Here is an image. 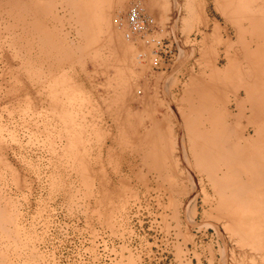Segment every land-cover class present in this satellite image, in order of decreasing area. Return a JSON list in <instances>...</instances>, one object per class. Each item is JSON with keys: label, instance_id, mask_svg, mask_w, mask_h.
<instances>
[{"label": "rangeland", "instance_id": "rangeland-1", "mask_svg": "<svg viewBox=\"0 0 264 264\" xmlns=\"http://www.w3.org/2000/svg\"><path fill=\"white\" fill-rule=\"evenodd\" d=\"M136 6L156 19L146 38ZM226 17L264 94V0H0V264H264V103L246 120L221 73L236 31ZM190 98L201 128L227 119L233 165L217 151L201 164L184 146ZM154 139L169 145L153 158L142 148ZM231 178L251 182L252 207L224 204Z\"/></svg>", "mask_w": 264, "mask_h": 264}, {"label": "bare ground", "instance_id": "bare-ground-1", "mask_svg": "<svg viewBox=\"0 0 264 264\" xmlns=\"http://www.w3.org/2000/svg\"><path fill=\"white\" fill-rule=\"evenodd\" d=\"M73 1V0H72ZM226 1V0H225ZM228 2H230V1H228ZM228 2H226V3H228ZM254 4V3H253ZM231 5V4H230ZM230 5H228V6H230ZM228 6H226V7H228ZM141 9H143V10H141ZM136 6V7H133V9L130 11V13H129V19H130V22H131V25H132V27H133V29H134V31H135V33H136V35H138L140 38H146V35H147V33H148V31H149V29H150V27L152 26L153 27V24H154V21H156V19L154 18V16H153V18L146 12V10L143 8V7H141V6ZM72 8V7H71ZM231 8V7H230ZM234 8H235V6H234ZM71 11V10H70ZM238 13V12H237ZM233 14V13H232ZM226 15V14H225ZM231 15V14H230ZM78 17V16H77ZM232 18V17H231ZM242 19V18H241ZM255 19V18H254ZM80 20V19H79ZM226 20L228 21L229 19H228V17H226ZM237 20V19H236ZM240 20V19H239ZM230 21V23H231V25H233V27H235L236 28V31H235V34H234V37L233 36H231L230 35V39H227V40H225V42H224V46L225 47H229V53H226L225 55H219V53H218V58H217V63L219 62L220 63V61H222V60H225V62H226V65H225V68H223L222 70H221V73H222V75L223 76H226V75H229L231 78H233V81H234V84H235V86H236V89L238 90V91H241L240 92V95H242V97H243V99H244V101H245V104H246V113L244 114V116H245V118H246V120H248V119H250V118H252L254 115H255V112H256V110H257V107L258 106H263V104H260L259 102H263L264 103V94H262V93H257L255 90H258L261 86H262V83H263V80H262V75H260V72H259V70H260V68L261 67H259L258 65V63L259 62H257L256 63V58H255V56L254 55H252L251 56V54H250V52H249V49L247 48V43L246 42H244L243 40H242V32L244 33V31H240L241 29H238L237 28V26H236V21H234V20H232V19H230L229 20ZM228 21V22H229ZM80 22H82V21H80ZM255 22V21H254ZM84 23V22H83ZM80 24V23H79ZM81 25V24H80ZM83 25H85V24H83ZM117 26H118V23H117ZM121 26V25H120ZM217 26V25H216ZM120 28V27H119ZM215 27H213V29H214ZM152 29V28H151ZM222 30V29H221ZM225 30V29H224ZM243 30V29H242ZM226 31V30H225ZM253 32V31H252ZM222 34V33H221ZM148 37V36H147ZM209 37V36H208ZM213 38V37H212ZM125 39L126 40H128L129 41V38L125 35ZM220 39V38H219ZM219 39H218V42H219ZM156 40V39H155ZM223 41V40H222ZM221 42V41H220ZM219 42V43H220ZM261 42V41H260ZM246 43V44H245ZM157 44V43H156ZM211 44V43H210ZM158 45V44H157ZM212 45V44H211ZM160 46V47H159ZM259 46H261V45H259ZM211 47V46H210ZM262 47V46H261ZM170 48L168 47V46H162V45H158L157 47H155L154 48V51H153V54L154 55H160L162 52H165L166 54H168V52L170 51L169 50ZM210 49H212V48H210ZM214 49V48H213ZM217 49V48H216ZM220 49V48H219ZM219 49H218V51H219ZM240 49H242L243 50V52L242 53H240ZM169 50V51H168ZM222 50V49H221ZM206 51V50H205ZM212 51V50H211ZM264 51V50H263ZM209 52V51H208ZM225 52V51H224ZM164 55V54H163ZM141 57H142V55H141ZM205 59V58H204ZM211 59V58H210ZM201 61H202V59H201ZM206 61V60H205ZM204 62V61H203ZM198 63H199V61H198ZM243 63H246L248 66H249V68H247V70H245L244 72H242L243 71V68H244V66L242 65ZM261 63H263V62H261ZM258 64V65H257ZM204 65V64H203ZM213 65V64H212ZM208 66V65H207ZM263 66V65H262ZM192 69H193V67H192ZM209 69V68H208ZM215 69V68H214ZM245 69V68H244ZM199 70H200V68H199ZM203 71V70H202ZM201 71V72H202ZM191 72V71H190ZM206 72V71H205ZM203 74V73H202ZM215 74V73H214ZM253 74H255V80L254 79H252L253 78ZM204 76V75H203ZM213 76V75H212ZM197 78V77H196ZM220 78V77H219ZM242 79L244 80H246L247 81V84L246 85H244V86H240L239 88H238V82L239 81H242ZM202 80V79H201ZM197 81H198V79H197ZM225 81V80H224ZM220 82V81H219ZM223 82V81H222ZM229 82V81H228ZM204 83V82H203ZM221 83V82H220ZM219 83V84H220ZM191 84H192V82H191ZM194 84V83H193ZM192 84V86H193V92L195 91V92H197V91H199V89L200 88H198L197 87V85H193ZM202 85V84H201ZM200 85V86H201ZM204 85V84H203ZM209 85V84H208ZM214 85H215V83H214ZM187 86H188V84H187ZM216 88V87H215ZM185 89H186V87H185ZM209 89V88H208ZM220 89V88H219ZM228 89V88H227ZM226 89V90H227ZM207 90V89H206ZM188 91V90H187ZM208 91V90H207ZM228 91V90H227ZM217 92V91H216ZM211 93V92H210ZM209 93V94H210ZM215 93V92H214ZM208 94V95H209ZM257 95V96H256ZM221 96H222V93H221ZM190 99H192V98H190ZM195 99V98H194ZM202 99V98H201ZM220 100V99H219ZM151 101V100H150ZM225 102V101H224ZM147 103V102H146ZM220 104V103H219ZM259 104V105H258ZM225 105H226V103H225ZM229 105V104H228ZM235 105V104H234ZM189 106H190V109H189V113L187 114V115H185V118H184V120H185V124L183 125L184 126V128H185V132H186V134H187V136H188V139L185 141V147L187 148V150H188V148L190 149V153L193 155V157H195V159H197V160H199L200 161V163L201 164H204V163H207L210 159H212L213 158V155L215 156V158H217V156H218V158H226V164H228L227 166H229L230 164H232L233 165V160H236V159H238L237 157H239V156H237V152H235L236 151V149H235V146H234V144H232L231 143V141L229 140V143H227V140L224 138L225 136H226V133H225V128H222L223 126L224 127H226V120L227 119H220V121H219V123H218V125H216V129H215V127L214 126H211L212 127V129L211 130H208V128L205 126L204 128H201V124H199L197 121H199V119L197 118L198 117V114H199V112L196 110V104H195V101L192 99V100H190L189 101ZM222 106V105H221ZM209 107V106H208ZM208 107H207V110H208ZM232 107V106H231ZM210 108V107H209ZM219 108V107H218ZM233 108V107H232ZM235 109V108H234ZM211 110V109H210ZM223 110V109H222ZM236 110H240V106L238 105V106H236ZM235 110V111H236ZM198 112V113H197ZM225 112V111H224ZM208 113V112H207ZM204 114V113H203ZM226 114V113H225ZM227 115V114H226ZM238 115L239 114H234V112H232V111H230V114H229V116H230V120L231 119H235L236 120V118L238 117ZM153 116V115H152ZM182 116H183V114H182ZM180 117V116H179ZM184 117V116H183ZM227 118V117H226ZM154 118H152V120H153ZM183 119V118H182ZM203 119V118H202ZM184 120H182V121H184ZM229 120V119H228ZM154 122V121H153ZM205 122V121H204ZM182 124H183V122H181ZM230 123V122H229ZM154 124V123H153ZM249 124V123H248ZM206 125V124H205ZM209 125V124H208ZM254 125V124H253ZM256 125V124H255ZM180 126V125H179ZM228 126V125H227ZM182 127V126H181ZM180 127V128H181ZM166 128H168V127H166ZM219 128V129H218ZM232 129V128H231ZM245 129V128H244ZM247 129V128H246ZM155 130V128L154 127H151V129L150 130H147L146 132H147V137L148 138H153V131ZM169 130V129H168ZM230 130V129H229ZM258 129H255V131L254 132H256V133H258L259 131H257ZM231 131V130H230ZM250 131V130H249ZM166 133L168 132L167 131V129H166V131H165ZM165 132H163V133H165ZM168 134H169V132H168ZM167 134V135H168ZM152 135V136H151ZM160 135V134H159ZM166 135V134H165ZM167 135H166V137H167ZM230 135L232 136V133H230ZM158 136V134L156 133L155 135H154V137H157ZM162 136V135H161ZM230 136V137H231ZM239 136V135H238ZM264 136V135H263ZM142 138V137H141ZM232 139V138H231ZM235 139V138H234ZM242 139V138H241ZM264 139V138H263ZM233 140V139H232ZM243 140V139H242ZM172 141H174L173 139H172ZM178 141V140H177ZM250 141V140H249ZM262 141V140H261ZM155 142H157V141H155V139L153 140V142H151L152 144H146V141H144L143 140V144H144V146H143V151H145V152H149V153H151V152H153L151 155L153 156V158H154V153H158L159 151H161V150H164L165 148H167V144H168V140L166 139H164V140H161L160 142H159V144H157V143H155ZM181 142V141H180ZM242 142V141H241ZM142 143V142H141ZM176 143V142H175ZM216 143V144H215ZM240 143V142H239ZM243 143V142H242ZM262 143V142H261ZM169 145V144H168ZM178 145V144H177ZM225 145V146H224ZM245 147H246V149H248V148H250V145H249V142L246 140L245 141ZM179 146V145H178ZM180 146H181V144H180ZM227 146V147H226ZM253 146V145H252ZM165 147V148H164ZM177 147V146H176ZM175 147V148H176ZM224 147H225V150H224ZM262 147V146H261ZM169 148V147H168ZM179 148V147H178ZM177 148V149H178ZM227 148V149H226ZM263 148H264V146H263ZM180 149H182V147L180 148ZM253 149V148H252ZM251 149V150H252ZM260 149V148H259ZM171 149H169V151H170ZM176 150V149H175ZM184 151H185V149H184ZM216 151H217V153L219 154V155H217L216 156ZM220 151H221V154H220ZM248 151V150H247ZM226 152H228V154H226ZM249 152V151H248ZM164 153V152H163ZM173 153V152H172ZM172 153H171V155H172ZM181 153H182V151H181ZM187 153V152H186ZM223 153L224 154H226V156H220V155H223ZM247 152L246 151H243L242 153H241V155L243 156V155H245ZM170 155V156H171ZM186 155H188V154H186ZM251 155V154H250ZM174 156V155H173ZM189 156V155H188ZM241 156V157H242ZM254 156V155H253ZM182 157V156H181ZM236 157V158H235ZM171 158V157H170ZM174 158V157H173ZM220 158V159H221ZM224 158V159H225ZM248 158V157H247ZM150 159V158H149ZM244 159V158H243ZM167 160V159H166ZM219 160V159H218ZM240 160V159H239ZM239 160H238V162H239ZM257 160H258V158H257ZM169 161V160H168ZM175 161V160H174ZM193 161V160H192ZM160 162H161V160H160ZM172 162V161H171ZM249 162V161H248ZM246 160L245 161H243L242 163L244 164V166L246 167V168H248L247 170L249 171V172H252V166L251 165H249V163H248ZM174 163V162H173ZM189 163V162H188ZM236 163V162H235ZM255 163H256V161H255ZM152 164V163H151ZM167 164H168V162H167ZM161 165V164H160ZM189 165V164H188ZM223 165V164H222ZM194 166V165H193ZM203 166V165H202ZM199 167V166H198ZM235 167V166H234ZM257 167V166H256ZM155 168V167H154ZM161 168V167H160ZM239 168H240V166H239ZM242 168V167H241ZM252 168V169H251ZM255 168V167H254ZM199 169H200V167H199ZM204 169V168H203ZM234 169V168H233ZM156 170V169H155ZM230 170H232V169H230ZM236 169H234V171H235ZM219 171V170H218ZM237 171H238V169H237ZM240 171V170H239ZM236 172V171H235ZM239 173V172H238ZM242 173V172H241ZM248 173V172H247ZM224 173H222V175H223ZM243 174V173H242ZM242 174H240V175H242ZM254 174V173H253ZM177 175V174H176ZM264 175V174H263ZM175 176V175H174ZM190 176V175H189ZM226 176V175H225ZM233 176V178H234V175H232ZM228 177H230V176H228ZM237 176H235V178H236ZM240 177V176H239ZM246 177H248L247 175H246ZM250 177V176H249ZM176 178V177H175ZM174 178V179H175ZM192 178V177H191ZM210 179L212 178L211 176L209 177ZM222 178V177H221ZM254 178V177H253ZM252 178V179H253ZM256 178V177H255ZM178 179H180V178H178ZM177 179V180H178ZM232 179V178H231ZM239 179V178H238ZM176 180V179H175ZM182 180V179H181ZM214 180V179H213ZM226 180V179H225ZM251 180V179H250ZM201 181H202V179H201ZM215 181V180H214ZM245 181V180H244ZM202 183V182H201ZM248 183V184H247ZM250 181L249 180H247V181H245V182H243L242 181V179L241 180H237V179H232L231 181H229V186H225V188H223L222 189V192H224V193H229L230 195H229V199H226V200H230V201H228V202H226V203H224L227 207L228 206H230V207H232V206H234V205H237L238 203H240L241 201H243L244 199L246 200V201H243L242 203H247L248 202V200H247V197L245 196V193H244V191H243V189H247L248 187H249V185H250ZM264 183V182H263ZM225 184V183H224ZM247 184V185H246ZM221 185V184H220ZM170 186V185H169ZM177 186V185H176ZM213 186V185H212ZM262 186V185H261ZM185 188V187H184ZM214 188V187H213ZM250 188V187H249ZM255 188V187H254ZM260 189V188H259ZM221 190V189H220ZM256 190V189H255ZM178 191H180V189L178 190ZM217 191V190H216ZM215 191V192H216ZM263 191V190H262ZM170 192V191H169ZM219 192V191H218ZM248 192H249V190H248ZM181 193V192H180ZM183 193V192H182ZM260 193V192H259ZM170 194H171V192H170ZM264 194V193H263ZM173 195V194H172ZM248 195V194H247ZM255 195H257V194H255ZM253 194H252V198H253ZM258 196V195H257ZM262 196V195H261ZM260 196V197H261ZM192 197V196H191ZM263 197H264V195H263ZM255 198H256V196H255ZM249 199V198H248ZM260 199V198H259ZM262 199H260L259 201V203H262V201H261ZM250 201V200H249ZM256 202V201H255ZM235 203V204H234ZM249 203V202H248ZM252 203H254L253 202V200L251 201V203H249V207H252ZM258 203V204H259ZM257 204V205H258ZM263 204V203H262ZM262 204H259V206L261 205V206H263ZM243 205V204H242ZM256 205V204H255ZM254 206V205H253ZM230 207H228V208H230ZM258 207V206H257ZM193 208H194V206H193ZM247 208V207H246ZM259 208H261V207H259ZM191 209V208H190ZM254 209V208H253ZM257 209V208H256ZM194 210V209H193ZM259 211H261V210H259ZM191 212V211H190ZM254 212V211H253ZM257 213V212H256ZM247 214V213H246ZM254 215V214H253ZM258 215V214H257ZM263 215H264V213H263ZM262 215V216H263ZM242 216L244 217V214H242ZM262 216H261V218H262ZM242 218V217H241ZM245 218V217H244ZM243 218V219H244ZM253 219V218H252ZM251 218H250V220H252ZM255 219V218H254ZM255 221V220H254ZM232 222H234V221H232ZM231 222V223H232ZM258 222V221H257ZM257 222H255V223H257ZM240 223H241V221H240ZM254 223V222H253ZM260 223H263V222H260ZM219 225V224H218ZM261 225H263V224H261ZM216 227V226H215ZM219 227H220V225H219ZM259 227H261V226H259ZM264 227V226H263ZM218 228V227H217ZM258 229V228H257ZM261 229V228H260ZM256 231V230H255ZM258 232V231H257ZM254 233V232H253ZM259 233V232H258ZM263 233V232H262ZM257 234V233H256ZM260 234V233H259ZM261 235V234H260ZM250 239H251V237H250ZM262 239H263V237H262ZM252 240V239H251ZM259 241L261 240V239H258ZM258 240H256V241H258ZM259 241H258V243H259ZM264 241V240H263ZM253 242V241H252ZM255 243V242H254ZM262 242L260 241V244H261ZM256 244H257V242H256ZM264 244V243H263ZM253 246V245H252ZM243 248V247H242ZM241 248V249H242ZM262 249H263V247H261ZM234 249V248H233ZM240 249V250H241ZM232 250V249H231ZM236 250V249H235ZM244 250V249H243ZM249 250H250V248H249ZM226 250H224V252H225ZM234 251V250H233ZM238 251V250H237ZM246 251V250H245ZM249 252V251H248ZM237 253V252H236ZM254 253H255V251H254ZM259 253V252H258ZM234 254H235V252H234ZM224 255V254H223ZM237 256V255H236ZM238 256H240V255H238ZM223 257H225V256H223ZM226 257H228V256H226ZM234 257V256H233ZM254 257V256H253ZM235 258V257H234ZM245 258H248V256H247V254H246V257ZM230 259V258H229ZM238 259V258H237ZM236 259V260H237ZM225 261V260H224ZM231 261V260H230ZM221 262H223V261H221ZM257 262V261H256ZM224 263V262H223ZM222 263V264H223ZM227 263H229V261H227ZM243 264H247V261H246V259L242 262Z\"/></svg>", "mask_w": 264, "mask_h": 264}]
</instances>
